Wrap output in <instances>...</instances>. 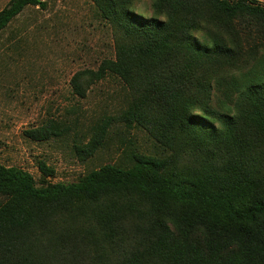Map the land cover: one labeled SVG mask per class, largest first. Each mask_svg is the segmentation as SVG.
Wrapping results in <instances>:
<instances>
[{
    "label": "trees",
    "instance_id": "trees-1",
    "mask_svg": "<svg viewBox=\"0 0 264 264\" xmlns=\"http://www.w3.org/2000/svg\"><path fill=\"white\" fill-rule=\"evenodd\" d=\"M89 1L114 31L115 54L75 73L71 91L84 98L117 79L132 98L118 120L142 130L161 156L136 153L128 171L105 168L65 186H37L26 172L0 166V264H264V4ZM38 4L12 0L0 30ZM112 122L75 146L78 157L103 145ZM61 130L50 119L24 134L47 141ZM38 170L54 174L43 162ZM107 191L136 195L146 207H98L97 250L89 231L59 215Z\"/></svg>",
    "mask_w": 264,
    "mask_h": 264
},
{
    "label": "rangeland",
    "instance_id": "rangeland-1",
    "mask_svg": "<svg viewBox=\"0 0 264 264\" xmlns=\"http://www.w3.org/2000/svg\"><path fill=\"white\" fill-rule=\"evenodd\" d=\"M11 1L0 0V12ZM259 1L264 4V0ZM38 2L37 6L24 7L0 30V166L26 172L37 186H65L105 168L128 171L136 153L161 156L142 130L127 129L118 120L132 98L117 79L92 86L84 98L71 91L70 79L75 73L95 70L103 59L114 58L112 27L89 0ZM142 10L148 14L147 1ZM50 119L60 124L59 136L34 141L24 134ZM104 119L113 122L103 145L89 158L78 157L75 146L84 144ZM39 162L54 174L43 175ZM93 201L80 197L59 217L65 225L89 231L97 250L104 248L98 207L110 201L134 203L138 211L146 207L145 200L120 191L96 194Z\"/></svg>",
    "mask_w": 264,
    "mask_h": 264
}]
</instances>
